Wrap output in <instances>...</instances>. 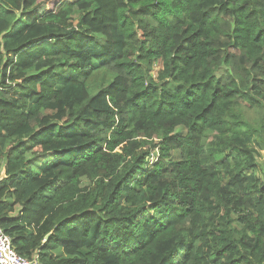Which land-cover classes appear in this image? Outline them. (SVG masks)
<instances>
[{
	"label": "trees",
	"instance_id": "trees-1",
	"mask_svg": "<svg viewBox=\"0 0 264 264\" xmlns=\"http://www.w3.org/2000/svg\"><path fill=\"white\" fill-rule=\"evenodd\" d=\"M263 151L264 0H0V226L19 255L264 264Z\"/></svg>",
	"mask_w": 264,
	"mask_h": 264
},
{
	"label": "built area",
	"instance_id": "built-area-1",
	"mask_svg": "<svg viewBox=\"0 0 264 264\" xmlns=\"http://www.w3.org/2000/svg\"><path fill=\"white\" fill-rule=\"evenodd\" d=\"M5 161L0 154V170ZM0 264H40L38 255L26 258L19 255L12 246L11 238L3 231L0 226Z\"/></svg>",
	"mask_w": 264,
	"mask_h": 264
},
{
	"label": "rangeland",
	"instance_id": "rangeland-1",
	"mask_svg": "<svg viewBox=\"0 0 264 264\" xmlns=\"http://www.w3.org/2000/svg\"><path fill=\"white\" fill-rule=\"evenodd\" d=\"M48 2V6L51 7L53 5V3L56 1V0H46ZM161 69V63H157L155 65V70L153 71V75L156 77L157 74H158V71ZM97 76H94L93 77V80L94 82L92 83H89V93L90 95H93L101 86L102 84L106 83L109 79H110V75L109 74H105L103 72H98L96 74ZM105 75L104 77V80H101L102 76ZM111 79H112V76H111ZM110 79V81H111ZM157 151V153H154L148 157V162L150 164H153L154 161L157 159L158 157V150L155 149ZM262 154H264V151L262 152ZM259 163L260 165L263 167L264 166V155H261L259 157ZM263 171H259V173H261V178H264V173H262Z\"/></svg>",
	"mask_w": 264,
	"mask_h": 264
},
{
	"label": "water",
	"instance_id": "water-1",
	"mask_svg": "<svg viewBox=\"0 0 264 264\" xmlns=\"http://www.w3.org/2000/svg\"><path fill=\"white\" fill-rule=\"evenodd\" d=\"M48 237H49V235L45 237V240H47V239H48Z\"/></svg>",
	"mask_w": 264,
	"mask_h": 264
}]
</instances>
